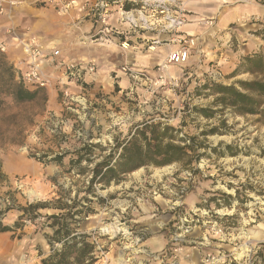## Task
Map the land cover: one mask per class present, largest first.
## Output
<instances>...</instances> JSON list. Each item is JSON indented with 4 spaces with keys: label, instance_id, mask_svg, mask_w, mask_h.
I'll use <instances>...</instances> for the list:
<instances>
[{
    "label": "rangeland",
    "instance_id": "obj_1",
    "mask_svg": "<svg viewBox=\"0 0 264 264\" xmlns=\"http://www.w3.org/2000/svg\"><path fill=\"white\" fill-rule=\"evenodd\" d=\"M85 1L87 41L49 48L80 49L69 62L93 74L66 82L46 64L47 86L24 84L33 101L1 96L0 264H42L62 223L88 244L80 264H264V113L232 94L264 109L242 87L264 82V0ZM184 45L187 59L168 62ZM160 136L184 146L180 160L91 181L104 158L154 153Z\"/></svg>",
    "mask_w": 264,
    "mask_h": 264
},
{
    "label": "trees",
    "instance_id": "obj_2",
    "mask_svg": "<svg viewBox=\"0 0 264 264\" xmlns=\"http://www.w3.org/2000/svg\"><path fill=\"white\" fill-rule=\"evenodd\" d=\"M242 87L245 90L253 91L256 96L264 93V82L262 81L252 80L244 82L242 83ZM222 88L228 89L227 91L232 90L231 87ZM232 94L239 98L237 104H239L238 106H240V110L253 114L264 113V109L255 107V105H258L256 104L257 101L254 97L255 95H249L240 91H232ZM1 96H7L13 103L20 104L33 101L37 96V91L29 89L19 78H17V72L13 65L9 64L0 53V105L4 104V100ZM161 141V136L160 138L155 139L154 146L162 149H158L154 153L138 151L137 148L139 146L135 144L134 147L136 148L124 145L122 151L117 158H115V162L112 161L113 155H109V157L104 158L95 165L92 170L93 177L91 181H103L105 184H108L114 179L115 174L133 170L147 163L164 164L182 158L180 151L184 149V146L175 145L170 141L162 144ZM54 218L56 220V217ZM55 222L56 224L59 223V221ZM66 225L67 224L62 223L55 231V233H59L63 228L65 232L64 236L56 239L58 242H61V247L54 249L51 254L42 259V264H80L88 259H90L88 262L92 261L91 257L88 256L90 252L87 248L88 244L84 241V235L74 234L70 236L72 232L69 231ZM10 229L11 227L0 223V231ZM79 243L80 245H78Z\"/></svg>",
    "mask_w": 264,
    "mask_h": 264
},
{
    "label": "crops",
    "instance_id": "obj_3",
    "mask_svg": "<svg viewBox=\"0 0 264 264\" xmlns=\"http://www.w3.org/2000/svg\"><path fill=\"white\" fill-rule=\"evenodd\" d=\"M17 1L13 6L4 5L5 10L0 13V44L5 46L6 59L18 68L24 65L20 41L35 37L46 48H63L68 44H73L76 48L87 41L86 32L93 28L91 20H83L86 15L85 0H60L59 3L68 6V17L58 15L60 13L56 9L57 4H50L45 0ZM64 52L65 50H62L60 56L63 61L84 60L80 49H76L75 58H68Z\"/></svg>",
    "mask_w": 264,
    "mask_h": 264
},
{
    "label": "built area",
    "instance_id": "obj_4",
    "mask_svg": "<svg viewBox=\"0 0 264 264\" xmlns=\"http://www.w3.org/2000/svg\"><path fill=\"white\" fill-rule=\"evenodd\" d=\"M47 2H54V0H46ZM17 0H0V13L5 10L4 5L13 6L17 4ZM23 54L24 65L20 68V79L26 84L35 88L45 87L49 83V78L44 71V65L49 64L54 68L62 70V77L66 82H71L74 79L81 78L84 74H93L95 64L87 62L85 64L63 61L60 58V51L58 48H46L35 37H29L19 42ZM5 46L0 44V51L5 52ZM189 49L184 45L176 50L169 52L167 61L171 63H181L188 57ZM65 94L66 91H64ZM203 264H214L205 258ZM252 264V263H250Z\"/></svg>",
    "mask_w": 264,
    "mask_h": 264
},
{
    "label": "bare ground",
    "instance_id": "obj_5",
    "mask_svg": "<svg viewBox=\"0 0 264 264\" xmlns=\"http://www.w3.org/2000/svg\"><path fill=\"white\" fill-rule=\"evenodd\" d=\"M105 228V227H104ZM107 230H108V228H107ZM111 230V229H110Z\"/></svg>",
    "mask_w": 264,
    "mask_h": 264
}]
</instances>
